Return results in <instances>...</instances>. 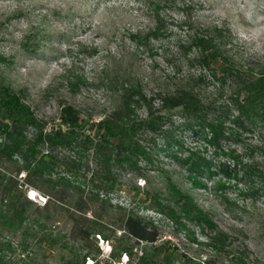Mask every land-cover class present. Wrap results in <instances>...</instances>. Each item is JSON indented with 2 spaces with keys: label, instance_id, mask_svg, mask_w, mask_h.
Segmentation results:
<instances>
[{
  "label": "rangeland",
  "instance_id": "1",
  "mask_svg": "<svg viewBox=\"0 0 264 264\" xmlns=\"http://www.w3.org/2000/svg\"><path fill=\"white\" fill-rule=\"evenodd\" d=\"M148 1L160 5L165 2ZM148 1L0 0V84L21 94L34 114L48 124L57 122L59 108L65 104L90 123L97 122L116 104L118 92L126 84L140 83L150 96L160 78L173 70L167 60L177 67L182 62L183 74L196 72L197 65L170 57L175 50L171 45L186 33V16L194 27L216 24L229 30L228 46L240 64L253 68L264 65V0H173L174 4L159 11L164 29L144 48L130 36L153 28ZM183 3L188 5L187 10L182 9ZM193 54L191 50L187 56ZM224 98L225 93L212 101L222 102ZM137 115L143 117L144 109ZM164 126L167 137L155 138L132 168L116 172L114 185L105 197V211L96 213L102 220L99 222L109 223L104 226L108 241L102 245L94 235L86 244L90 256L110 264H138L139 260L196 264L205 259L230 264V255L235 252L249 264H264V199L253 197L215 167L219 162L227 164L229 158L216 156L202 138L194 137L180 109L166 114ZM256 137L255 132H238L235 142L221 141L217 153L233 150L246 160L254 153ZM188 153L195 158L205 156L212 168L189 175L172 157ZM173 189L192 199L227 235L222 252L215 254L205 246L208 231L202 232L190 216L185 218ZM33 199L36 204L28 212L36 215L45 196L38 193ZM158 206L174 210L184 228L179 230L180 225L167 223ZM127 213L152 221L160 230L159 240L152 244L136 242L118 225H110ZM93 214L90 211L88 218ZM69 230L70 224L61 220L54 233L68 234ZM28 242V251L36 255L35 264L60 263L66 256L57 248L51 252L38 250L32 238ZM123 247L131 254L127 262L120 259ZM86 263L90 264V259Z\"/></svg>",
  "mask_w": 264,
  "mask_h": 264
},
{
  "label": "trees",
  "instance_id": "2",
  "mask_svg": "<svg viewBox=\"0 0 264 264\" xmlns=\"http://www.w3.org/2000/svg\"><path fill=\"white\" fill-rule=\"evenodd\" d=\"M171 3L175 1L165 0L163 5L148 1L154 26L146 33H132L131 39L144 48L149 39H157L164 29L159 11ZM181 6L188 8L184 3ZM188 17H184L186 33L171 45L175 50L170 57L197 65L196 72L183 74L182 62L177 67L167 60L173 70L160 78L150 96L140 83L126 84L119 90L116 104L97 122L90 123L65 104L59 108L57 122L48 124L34 114L21 94L0 84V264H35L36 255L28 251L29 238L38 250L57 248L66 253L54 264H87L89 259L91 264H110L90 256L86 246L94 235L108 241L104 226L109 223L99 222L96 213L105 211V197L116 172L132 168L155 138L167 137L166 114L176 109L194 137L202 138L216 156L229 158L227 164L219 162L215 167L253 197L264 199V65L240 64L228 46L229 30L216 24L194 27ZM191 50L194 54L188 57ZM224 93L222 102L212 101ZM139 109H144L143 117L137 115ZM238 132L257 134L254 153L246 160L233 150L217 153L220 142H235ZM172 157L189 175L212 168L205 156ZM29 188L45 196L36 215L28 212L36 204L28 197ZM173 191L185 218L190 216L202 232L208 231L205 246L215 254L222 252L227 235L192 199ZM92 210L94 216L88 218ZM157 211L173 227L184 228L174 210L158 206ZM61 220L70 224L68 234L54 233ZM110 225H118L136 242L152 244L160 238L153 222L137 214H124ZM122 252L128 261L129 249L123 247ZM230 256V264H249L235 252ZM138 264L153 263L139 260ZM196 264L216 263L205 259Z\"/></svg>",
  "mask_w": 264,
  "mask_h": 264
},
{
  "label": "built area",
  "instance_id": "3",
  "mask_svg": "<svg viewBox=\"0 0 264 264\" xmlns=\"http://www.w3.org/2000/svg\"><path fill=\"white\" fill-rule=\"evenodd\" d=\"M40 198V197H39ZM98 240L101 242V244L102 245H104V243L106 242V241H104V240H102L101 238H98ZM107 247H108V249H109V251H110V246H108V245H106ZM122 257H123V259H125V262H127V256L125 255V254H123L122 256H121V259H122ZM91 264V263H90Z\"/></svg>",
  "mask_w": 264,
  "mask_h": 264
},
{
  "label": "bare ground",
  "instance_id": "4",
  "mask_svg": "<svg viewBox=\"0 0 264 264\" xmlns=\"http://www.w3.org/2000/svg\"><path fill=\"white\" fill-rule=\"evenodd\" d=\"M28 196H30V199L32 198L31 200H33V198H36V193L33 190H30Z\"/></svg>",
  "mask_w": 264,
  "mask_h": 264
},
{
  "label": "snow or ice",
  "instance_id": "5",
  "mask_svg": "<svg viewBox=\"0 0 264 264\" xmlns=\"http://www.w3.org/2000/svg\"><path fill=\"white\" fill-rule=\"evenodd\" d=\"M34 195V194H33Z\"/></svg>",
  "mask_w": 264,
  "mask_h": 264
}]
</instances>
